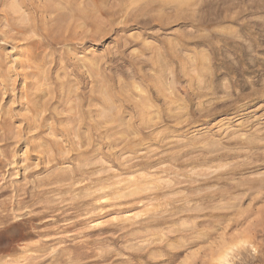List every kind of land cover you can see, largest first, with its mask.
I'll return each instance as SVG.
<instances>
[{"label": "rangeland", "instance_id": "1", "mask_svg": "<svg viewBox=\"0 0 264 264\" xmlns=\"http://www.w3.org/2000/svg\"><path fill=\"white\" fill-rule=\"evenodd\" d=\"M16 4L29 16L25 25L44 15L45 23L20 44L32 53L15 55L17 45L1 39L9 28L0 0L9 90L7 97L0 79V112L16 133L13 114L24 111L14 99L29 87L50 108L38 145L59 155L49 166L35 155L21 164L31 144L13 143L8 162L13 154L18 161L9 170L0 155V264H264V0Z\"/></svg>", "mask_w": 264, "mask_h": 264}, {"label": "bare ground", "instance_id": "2", "mask_svg": "<svg viewBox=\"0 0 264 264\" xmlns=\"http://www.w3.org/2000/svg\"><path fill=\"white\" fill-rule=\"evenodd\" d=\"M9 1L10 0H3V7L1 6V8H3V11H4V14H3V17H4V21L6 20V22H8L7 23V26H8V28H9V30L8 31H1V39H2V42H4V43H6V44H13V45H17V46H15L16 48H15V55H23V54H25V53H27V52H30V50H28V51H23L22 49H19V47H20V44L22 43V42H27V43H30V39H29V37H28V35L27 34H29V33H38L39 31H38V29H40V24H43V22H42V20L44 21V23H45V15L43 16V19L41 20V21H39V22H41L40 24H39V22L37 23L36 21L34 22V24H31V25H25V23H26V21L24 20L25 19V17H27V14H25V12H20V10H19V8H16L17 6L16 5H18V4H16V0H13V2H12V4H11V6L8 8L7 6L9 5H7V3H9ZM25 3V2H24ZM4 7L6 8V9H4ZM19 7V6H18ZM20 7H21V3H20ZM8 8V9H7ZM47 8H49V7H47ZM21 9V8H20ZM24 9V8H23ZM28 9V8H27ZM45 9H46V7H45ZM44 9V10H45ZM49 10V9H48ZM1 14V13H0ZM29 15V14H28ZM1 16V15H0ZM2 17V18H3ZM29 17V16H28ZM27 17V18H28ZM17 18H20V20H21V24H19V22H18V24L17 23H15L14 21L17 19ZM26 18V19H27ZM31 19V18H30ZM20 20H18V21H20ZM23 20V21H22ZM1 21H3L2 19H1ZM0 21V22H1ZM25 22V23H24ZM28 22H30V20L28 21ZM4 23V22H3ZM2 22H1V24H3ZM29 24V23H28ZM131 26V25H130ZM1 27V26H0ZM2 29V28H1ZM4 29V28H3ZM41 29H42V27H41ZM6 30H7V28H6ZM48 34V33H47ZM40 36V35H39ZM70 40V39H69ZM34 44L36 45V44H39V42H37L36 41V43H35V41H33V44H32V46H34ZM0 46H2V44L0 45ZM32 46H31V48H32ZM45 48V47H44ZM5 49V48H4ZM27 50V49H26ZM9 52V51H8ZM30 53H32V52H30ZM14 57V56H13ZM20 57V56H19ZM17 58V57H16ZM33 58V57H32ZM8 59H9V57H8ZM7 59V60H8ZM31 59V58H30ZM34 59V58H33ZM10 60V59H9ZM9 60H8V62H9ZM16 61V60H15ZM18 61H20V60H18ZM34 61V60H33ZM37 61V60H36ZM6 62V61H5ZM5 62H3V57H2V52H1V47H0V79H1V82H2V87H3V92H4V95L6 94L7 95V97H8V94H9V90H8V88H7V85H6V83H5V73H4V70H3V67H4V65H3V63H5ZM21 62V61H20ZM18 63V62H17ZM17 63H15V64H17ZM23 63V62H22ZM29 63V62H28ZM27 63V64H28ZM19 64V63H18ZM37 64V63H36ZM32 65V64H31ZM7 66V65H6ZM12 66V65H11ZM19 66H20V64H19ZM22 66V65H21ZM15 67V66H14ZM18 67V66H17ZM16 67V68H17ZM31 67H33V66H31ZM19 68V67H18ZM28 68V67H27ZM40 68V67H39ZM20 69V68H19ZM17 71H18V69H16ZM32 70V69H31ZM7 71V70H6ZM26 71L27 70H25V68H24V70H23V72L22 73H20V74H22L23 75V82L24 83H27V80L29 79V75H27V73H26ZM35 71V70H34ZM37 71V70H36ZM214 71V70H213ZM10 72V71H9ZM13 72V71H12ZM29 72V71H28ZM74 72V71H73ZM8 73V72H7ZM94 73V72H93ZM13 74V73H12ZM15 74V73H14ZM31 75V74H30ZM33 75H35V74H33ZM8 76H9V74H8ZM17 76V75H16ZM16 76H14V77H16ZM37 76V75H36ZM39 77V76H38ZM35 78V77H34ZM209 78V77H208ZM22 80V79H21ZM35 80V79H34ZM38 80V79H37ZM73 80V79H72ZM36 81V80H35ZM51 81V80H50ZM12 82V81H11ZM21 82V81H20ZM32 82V81H31ZM30 83V82H29ZM21 85H22V83H20ZM32 84V83H31ZM31 84L29 85L30 87H31ZM35 85H36V83H34ZM33 84V86L32 87H35V85ZM20 85V86H21ZM26 85V87H27V85H28V83L27 84H25ZM10 86H11V84H10ZM22 87V86H21ZM21 87H19V88H21ZM18 88V87H17ZM18 88V89H19ZM29 88V87H28ZM28 88H26V89H20L19 90V93H18V97H17V99L15 100L14 99V101H16L18 104H19V107L18 108H21V109H16V112H17V110L19 111V112H21V111H24V112H21V113H19V114H13L15 117H16V119H17V121L20 123L19 124V127H18V125L16 126L17 128H18V130H17V132L15 133V129H14V134H12L13 132H12V128H11V126L9 125V122H7L6 121V119H8V118H5L3 115H2V113L0 112V146L1 147H4V150H2V149H0V151L2 150V152H1V154L0 155H2L3 157H4V159H5V161H6V167L5 168H7V165H12V164H15V162H17L18 160H16V157H15V154H13L14 156H13V162L11 163V162H8V159H9V157H10V155H9V157H8V153H7V151H6V148L7 149H11V145H13V143L16 145V146H18V145H23V144H25V145H30V147H28L27 148V151L26 150H23V151H26L25 152V154H23V158H20V156L17 158V159H19V163H26L27 161H28V159L31 157V156H33V155H35V156H38L37 158L39 159V161H44V163H45V165H52L53 163H55L56 161H58L57 160V156L59 155V153L57 152V150L55 151L54 149H55V147H52L51 145V147L50 146H48V147H46L47 145H38V141L40 140V138H39V135H41V133L43 134V132H42V127H44L43 126V122H48V115H47V117H46V115H44V113L45 112H47L48 110L50 111V108H47V104L46 103H44V104H42V105H40L39 104V101L38 100H36V101H34V99L32 98V96H31V94L29 93V91L30 90H28ZM36 88H38V87H36ZM204 88V87H203ZM17 89V90H18ZM32 89V88H31ZM1 90V89H0ZM13 90V89H12ZM12 90H10V91H12ZM16 90V89H15ZM14 90V91H15ZM67 90V89H66ZM32 91V90H31ZM72 91V90H71ZM16 92V91H15ZM33 92H35V90L33 91ZM1 93V92H0ZM49 93V92H48ZM47 93V94H48ZM38 94H40V93H38ZM50 94V93H49ZM15 96H16V94H15ZM51 96V95H50ZM11 97V96H10ZM14 97V96H13ZM33 97H35V96H33ZM40 97V96H39ZM16 98V97H15ZM38 98V97H37ZM13 99V98H12ZM212 99V98H211ZM40 100V99H39ZM69 100V99H68ZM5 101H7V100H5ZM199 101V100H198ZM8 102H9V100H8ZM7 102V103H8ZM16 103V104H17ZM75 103V102H74ZM2 104V103H1ZM75 104H78V103H75ZM7 105V104H6ZM11 106V105H10ZM16 106V105H15ZM74 106V105H73ZM76 106V105H75ZM204 106V105H203ZM0 107H1V105H0ZM4 107V106H3ZM2 107V108H3ZM5 108V107H4ZM13 108V107H12ZM75 108V107H74ZM77 108V107H76ZM14 109V110H15ZM59 109V108H58ZM51 110H52V108H51ZM55 110V109H54ZM0 111H2V109H0ZM3 113H4V110L2 111ZM8 112V111H7ZM55 112V111H54ZM62 112V111H61ZM146 113H147V111H146ZM9 114V113H8ZM71 114V113H70ZM69 114V115H70ZM13 115H11L10 117H12ZM86 115V114H85ZM153 115V114H152ZM155 115V114H154ZM3 116V117H2ZM53 116L55 117V115L53 114ZM76 116V115H75ZM87 116V115H86ZM91 117V116H90ZM100 117V116H99ZM67 118H69V117H67ZM75 118V117H74ZM124 118V117H123ZM154 118V117H153ZM11 119V118H10ZM69 119H71V118H69ZM9 120V119H8ZM56 120V119H55ZM61 120V119H60ZM73 120V119H72ZM94 120V119H93ZM105 120V119H104ZM151 120V119H150ZM50 121H51V119H50ZM78 121V120H77ZM85 121V120H84ZM83 121V122H84ZM106 121V120H105ZM117 121V120H116ZM155 121V120H154ZM11 122H13V121H11ZM83 122H81V123H83ZM141 122V121H140ZM152 122H153V120H152ZM151 122V123H152ZM60 123H61V121H60ZM72 123V122H71ZM86 122H84V124H85ZM96 122H94L93 124H95ZM101 123V122H100ZM69 124H70V121H69ZM83 124V125H84ZM113 124H116V122L115 123H113ZM126 124V123H125ZM15 125V124H14ZM74 125V124H73ZM91 125V124H90ZM122 125V124H121ZM143 125V124H142ZM53 127H54V125H52ZM81 126V125H80ZM104 126V125H103ZM123 127H124V124L122 125ZM13 127V126H12ZM104 127H106V126H104ZM103 127V128H104ZM12 130H11V129ZM16 128V129H17ZM55 128V130H56V127H54ZM64 128V127H63ZM93 128H95V127H93ZM107 128V127H106ZM105 128V129H106ZM121 128V127H120ZM145 128V127H144ZM53 129V128H52ZM58 129V128H57ZM90 129V128H89ZM99 129V128H98ZM124 129V128H123ZM131 129V128H130ZM54 130V131H55ZM88 130V129H87ZM132 130V129H131ZM139 130V129H138ZM58 131H60L59 129L57 130V132ZM97 131V130H96ZM100 131V130H99ZM103 131V130H102ZM106 131V130H105ZM117 131V130H116ZM127 131V130H126ZM56 132V131H55ZM54 132V133H55ZM125 132V131H124ZM135 132H136V128H135ZM103 133V132H102ZM51 135H52V133H50ZM56 134H58V133H56ZM56 134H55V136H56ZM60 134V133H59ZM65 134V133H64ZM93 134V133H92ZM98 134V133H97ZM107 134V133H106ZM110 134V133H109ZM113 134V133H112ZM139 134V133H138ZM141 134V133H140ZM48 135H49V133H48ZM84 135V134H83ZM94 135V134H93ZM72 136V135H71ZM86 136V135H85ZM112 136V135H111ZM114 136H115V134H114ZM124 136V135H123ZM128 136V135H127ZM129 136H131V135H129ZM60 137V136H59ZM75 137V136H74ZM107 137V136H106ZM62 138H64L63 136H62ZM104 138V137H103ZM119 138V137H118ZM121 138H123V137H121ZM126 138V137H125ZM97 139V138H96ZM112 139H117V138H112ZM131 139V138H130ZM46 140V139H45ZM49 140V139H48ZM62 140V139H61ZM65 140V139H64ZM63 140V141H64ZM87 140V139H86ZM103 140V139H102ZM127 140H129V139H126V141ZM144 140V139H143ZM66 141H68L67 139H66ZM123 141V140H122ZM121 141V142H122ZM125 141V142H126ZM132 141V140H131ZM70 142V141H69ZM75 142H77L76 140H75ZM81 142V141H80ZM121 142H120V144H121ZM124 142V143H125ZM46 143V142H45ZM49 143V142H48ZM53 143V142H52ZM67 143V142H66ZM78 143H79V141H78ZM112 143V142H111ZM117 143V142H116ZM115 143V144H116ZM124 143H122L121 145H122V147H123V144ZM127 143H128V141H127ZM126 143V144H127ZM42 144H44V143H42ZM57 144V143H56ZM56 144H53V145H56ZM59 144V143H58ZM100 144V143H99ZM107 144H108V142H107ZM112 144H114V143H112ZM118 144V143H117ZM24 145V146H25ZM49 145V144H48ZM61 145V144H60ZM66 145V144H65ZM65 145H62V146H65ZM76 145V144H75ZM78 145V144H77ZM90 145H91V143H90ZM106 145V144H105ZM57 146V145H56ZM97 146V145H96ZM118 146V145H117ZM125 146V145H124ZM128 146V145H127ZM58 147V146H57ZM76 147V146H75ZM79 147V146H78ZM78 147H77V149H78ZM109 147L111 148V146L109 145ZM119 147V146H118ZM121 146L119 147V148H122ZM126 147V146H125ZM25 148H26V146H25ZM65 148V147H64ZM73 148V147H72ZM119 148H118V150H119ZM131 148V147H130ZM76 149V148H75ZM76 149V150H77ZM85 150H86V147L84 148ZM103 149V148H102ZM66 150V149H65ZM99 150V149H98ZM101 150V149H100ZM117 150V149H116ZM87 151V150H86ZM148 151V150H147ZM81 152V151H80ZM112 152V151H111ZM138 152V151H137ZM144 152V151H143ZM10 153V152H9ZM15 153V152H14ZM23 153V152H22ZM75 153H78V152H75ZM62 154V153H61ZM65 154V153H64ZM64 154H62V155H64ZM70 154H71V152H70ZM116 154V153H115ZM18 155H20V154H18ZM17 155V156H18ZM75 155V154H74ZM98 155V154H97ZM22 156V155H21ZM70 156V155H69ZM86 156V155H85ZM96 156V155H95ZM146 156V155H145ZM144 156V157H145ZM1 157V156H0ZM3 157H1L2 159H3ZM68 157V156H67ZM72 157V156H71ZM127 157V156H126ZM0 158V159H1ZM11 158V157H10ZM61 158H63V156L61 157ZM72 158H74V157H72ZM71 158V159H72ZM146 158V157H145ZM148 158V157H147ZM1 159V160H2ZM38 159H35V160H38ZM80 159V158H79ZM103 159V158H102ZM113 159V158H112ZM117 159H119V158H117ZM116 159V160H117ZM127 159H128V157H127ZM137 159V158H136ZM144 159V158H143ZM73 160H75V159H73ZM77 160V159H76ZM85 160V159H84ZM87 160V159H86ZM85 160V161H86ZM115 160V161H116ZM130 159H128L127 161H129ZM150 160V159H149ZM10 161V160H9ZM60 161V160H59ZM68 161H69V159H68ZM92 162L91 163H93V160H91ZM97 161V160H96ZM126 161V162H127ZM148 161V160H147ZM4 162V161H3ZM32 162V161H31ZM36 162V161H35ZM66 162V161H65ZM75 162V161H74ZM87 162V161H86ZM85 162V163H86ZM118 162H119V160H118ZM34 163V162H33ZM37 163V165H38V162H36ZM42 163V162H41ZM64 163V162H63ZM98 163V162H97ZM116 163V162H115ZM122 163V162H121ZM124 163V162H123ZM16 164H18V163H16ZM28 164V163H27ZM40 164V163H39ZM56 164H57V162H56ZM60 164H61V162H60ZM81 164H82V162H81ZM87 164V163H86ZM96 164V163H95ZM124 164H126V163H124ZM123 164V165H124ZM140 165H141V167H142V164H141V162L139 163ZM153 164V163H152ZM44 165V164H43ZM63 165V164H62ZM80 165V164H79ZM98 165V164H97ZM104 165V164H103ZM112 165H113V163H112ZM116 166H117V163L115 164ZM144 165V164H143ZM3 166H5V165H3ZM2 166V167H3ZM14 166V165H13ZM12 166V167H13ZM57 166V165H56ZM81 166V165H80ZM85 166V165H84ZM93 166V165H92ZM95 166V165H94ZM145 166H146V164H145ZM151 166V165H150ZM9 167V166H8ZM20 167V166H19ZM23 167V166H22ZM54 167V166H53ZM98 167V166H97ZM96 167V168H97ZM101 167V166H100ZM120 167H122V166H120ZM139 167V166H138ZM15 168V167H14ZM13 168V169H14ZM25 168V167H24ZM40 168V167H39ZM59 168V167H58ZM70 168H72V167H70ZM70 168H68V170L70 169ZM79 168V167H78ZM78 168H77V170H78ZM86 168V167H85ZM124 168H126V167H123V169ZM146 168V167H145ZM12 169V170H13ZM28 169V168H27ZM30 169V168H29ZM38 169V168H37ZM73 169V168H72ZM89 169V168H88ZM98 169V168H97ZM102 169V168H101ZM101 169H99V170H101ZM7 170H9L8 168H7ZM39 170V169H38ZM45 170V169H44ZM47 170H48V168H47ZM59 170H60V168H59ZM62 170H63V168H62ZM80 170V169H79ZM86 170V169H85ZM98 170V171H99ZM130 170V169H129ZM14 171V170H13ZM19 171V170H18ZM46 171V170H45ZM50 171V170H49ZM52 171V170H51ZM94 171H96V170H94ZM126 171V170H125ZM131 171H133V169H131ZM130 171V172H131ZM1 172V171H0ZM6 172V171H5ZM9 172V171H8ZM59 172V171H58ZM61 173H59V174H62V171H60ZM63 172H67V171H63ZM71 172H73V170H71ZM71 172H69V174H72ZM134 172V171H133ZM22 173V172H21ZM48 173H50V172H48ZM57 172H55V174H56ZM75 173H76V171H75ZM77 173H79V172H77ZM84 173V172H83ZM82 173V174H83ZM52 174V173H51ZM106 174V173H105ZM5 175H6V173H5ZM15 175V174H14ZM34 175V174H33ZM64 175H65V173H64ZM93 175V174H92ZM102 175V174H101ZM8 176V175H7ZM21 176V175H20ZM28 176V175H27ZM67 176V175H66ZM86 176V175H85ZM105 176V175H104ZM53 177H55V176H53ZM78 177V176H77ZM91 177H93V176H91ZM91 177H90V179H91ZM106 177H109V176H107L106 175ZM112 176H110V179H114V177L113 178H111ZM4 178V177H3ZM6 178V177H5ZM45 178H47L46 176H45ZM64 178V177H63ZM28 179H30V178H28ZM37 179H38V177H37ZM42 179V178H41ZM49 179H50V177H49ZM54 179V178H53ZM74 179H76V178H74ZM82 179V178H81ZM90 179H88V180H90ZM108 179V178H107ZM110 179H108V180H110ZM31 180H32V178H31ZM40 180V179H39ZM47 180V179H46ZM45 180V181H46ZM51 180V179H50ZM42 181V180H41ZM41 181L40 182H38L39 184H38V186L40 185H42V183H41ZM62 181V180H61ZM76 181H78V180H76ZM94 181V180H93ZM92 181V182H93ZM99 181V180H98ZM112 181V180H111ZM126 181V180H125ZM132 181V180H131ZM30 182V181H29ZM35 182V180L34 181H32V183H34ZM49 182V181H48ZM70 182V181H69ZM83 182V181H82ZM120 182V181H119ZM145 182V181H144ZM31 183V182H30ZM54 183V182H53ZM56 183V182H55ZM64 183V182H63ZM71 183V182H70ZM80 183V182H79ZM84 183H86L85 182V180H84ZM95 182H93V184H94ZM103 183V182H102ZM111 183V182H110ZM122 183V182H121ZM135 183V182H134ZM133 183V184H134ZM46 184V183H45ZM65 184V183H64ZM72 184V183H71ZM81 185L83 184V183H80ZM92 184V185H93ZM98 184V183H97ZM101 184V183H100ZM132 184V183H131ZM136 184H138L137 182H136ZM11 185H12V182H11ZM57 186L58 185H61V184H56ZM75 185H78V184H76L75 183ZM91 185V186H92ZM119 185V184H118ZM117 185V186H118ZM25 186V185H24ZM39 186V187H40ZM88 186V185H87ZM123 186V185H122ZM121 186V187H122ZM143 186V185H142ZM23 187V186H22ZM22 187H20V186H16V185H14V189L16 190V197L18 198H20L22 195H23V193H22V191H26V190H22L21 188ZM53 187V186H52ZM71 187V186H70ZM135 187V186H134ZM116 188V187H115ZM147 188V187H146ZM146 188H144V189H146ZM4 189H6V187H2L0 190H2V192H3V190ZM32 189H34V188H32ZM58 189V188H57ZM116 189H118V188H116ZM115 189V190H116ZM38 190V189H37ZM42 190V189H41ZM49 190V189H48ZM55 189H53V191H54ZM77 190V189H76ZM85 190H87V188H85ZM106 190V189H105ZM105 190H104V194H105ZM7 191V190H6ZM64 191H66V190H64ZM71 191V190H70ZM75 191V190H74ZM77 191H79V190H77ZM82 191H84V190H82ZM96 191H98V190H96ZM100 191H101V189H100ZM120 191V190H119ZM2 192H0L1 194H2ZM102 192H103V190H102ZM107 192H108V190H107ZM6 194H7V192H5ZM14 193V192H13ZM28 193V192H27ZM45 193V192H44ZM57 193V192H56ZM64 193V192H63ZM68 193V192H67ZM73 193H75V192H73ZM85 193H86V191H85ZM91 192H89V194H90ZM98 193V192H97ZM110 193V192H109ZM119 193H121V192H119ZM3 194H4V192H3ZM3 194H2V196H3ZM68 194H70V192L68 193ZM68 194H67V196H68ZM87 194V193H86ZM92 194V193H91ZM94 194V193H93ZM99 194H100V192H99ZM118 194V193H117ZM79 195V194H78ZM88 195V194H87ZM103 195V194H102ZM109 195V194H108ZM62 196V195H61ZM60 196V197H61ZM93 196V195H92ZM92 196L90 197V198H92ZM105 196V195H104ZM117 196V195H116ZM119 196V195H118ZM126 196V195H125ZM130 196V195H129ZM1 197V196H0ZM15 197V198H16ZM23 197V196H22ZM45 197V196H44ZM55 197H57V196H55ZM75 197H77L76 195H75ZM84 197H85V195H84ZM89 197L87 198V199H89ZM102 196H98V198H101ZM120 197V196H119ZM128 197V196H127ZM126 197V198H127ZM13 198V197H12ZM107 198V197H106ZM106 198H103V200L105 199V201H107L106 203L108 204V201L109 200H107ZM14 199V198H13ZM82 199H84V198H82ZM82 199H79L78 201H80V200H82ZM7 200V199H6ZM10 200V199H9ZM12 200V199H11ZM33 200V199H32ZM102 200V199H101ZM122 200V199H121ZM127 200V199H126ZM52 201H54V200H52ZM73 201V200H72ZM112 202H115V201H113V200H111ZM111 201H109V202H111ZM123 201V200H122ZM125 201V200H124ZM3 202H5V201H3ZM3 202H0V214L3 212V214L5 215V210H6V204L5 203H3ZM19 201H17V203H18ZM33 202H35V201H33ZM97 202V201H96ZM99 202V201H98ZM101 202V201H100ZM116 202H117V200H116ZM9 203V202H8ZM21 203H22V201H21ZM20 203V204H21ZM38 203V202H37ZM42 203H43V201H42ZM60 203V202H59ZM75 203V202H74ZM102 203H104V202H102ZM13 204V203H12ZM41 204V203H40ZM51 204V203H50ZM64 204V203H63ZM97 204H100V203H97ZM96 204V205H97ZM105 204V203H104ZM110 204V203H109ZM9 205V204H8ZM14 205H15V203H14ZM18 205V204H17ZM38 205V204H37ZM70 205H71V203H70ZM77 205V204H76ZM83 205V204H82ZM81 205V206H82ZM87 205H91V204H87ZM16 206V205H15ZM67 206V205H66ZM81 206H79L80 208H81V210L80 211H82L83 209H82V207ZM88 206V207H89ZM14 207V206H13ZM13 207H12V209H13ZM92 207V206H91ZM108 206H106V208H107ZM122 208H123V206H121ZM11 208V207H10ZM63 208V207H62ZM85 208H87V207H85ZM8 209V208H7ZM16 209V208H15ZM18 209H19V207H18ZM75 209V208H74ZM102 209V208H101ZM116 209V208H115ZM118 209V208H117ZM124 209V208H123ZM67 210V209H66ZM70 210V209H69ZM73 210V209H72ZM89 210V209H88ZM87 210V211H88ZM99 210H100V208H99ZM98 210V211H99ZM109 210V209H108ZM112 210V209H111ZM111 210H110V212H111ZM9 211V210H8ZM35 211V210H34ZM50 211V210H49ZM61 211V210H60ZM71 211V210H70ZM79 211V210H78ZM84 212H85V210H83ZM93 211V210H92ZM103 211V210H102ZM101 211V212H102ZM107 211V210H106ZM105 211V212H106ZM162 211V210H161ZM7 212V211H6ZM68 212V211H67ZM94 212V211H93ZM121 212V211H120ZM123 212V211H122ZM40 213H42V212H40ZM63 213V212H62ZM78 213V212H77ZM76 213V214H77ZM92 213V212H91ZM104 213V212H103ZM38 214V213H37ZM75 214V215H76ZM84 214V213H83ZM86 214V213H85ZM112 214V213H111ZM162 214V213H161ZM57 215V214H56ZM62 215V214H61ZM100 215H102V213L100 214ZM23 216V215H22ZM63 216H65V215H63ZM73 216V215H72ZM78 216H79V213H78ZM82 216V215H81ZM80 216V217H81ZM89 216V215H88ZM75 217H77V216H75ZM83 217V216H82ZM86 217V216H85ZM18 218V217H17ZM57 218V217H56ZM69 218V217H68ZM0 219H1V215H0ZM21 219V217H19V220ZM67 218L65 217V219L64 220H66ZM70 219V218H69ZM68 219V220H69ZM80 218H78V220H79ZM90 219V218H89ZM92 219V218H91ZM8 220V219H7ZM75 220V219H74ZM83 220V219H82ZM5 221V220H4ZM80 221V220H79ZM69 222V221H68ZM1 223V222H0ZM2 223H3V221H2ZM1 223V224H2ZM62 223V222H61ZM7 224V223H6ZM47 224V223H46ZM75 224V223H74ZM83 224V223H82ZM3 225V224H2ZM59 225V224H58ZM68 225V224H67ZM76 225H78V224H76ZM124 226V225H123ZM6 227V226H5ZM46 227V226H45ZM60 227V226H59ZM64 227V226H63ZM112 227V226H111ZM50 228V227H49ZM56 228H58V227H56ZM73 228V227H72ZM13 229H15V227L13 228ZM12 231V230H11ZM50 231V230H49ZM57 231H58V229H57ZM64 231V230H63ZM59 232V231H58ZM65 232V231H64ZM54 233V232H53ZM45 234L46 235H49V234H47L46 232H45ZM53 235V234H52ZM47 238V237H46ZM56 239V238H55ZM84 241V240H83ZM153 242V241H152ZM155 243V242H154ZM82 244V243H81ZM24 245V244H23ZM7 246V245H6ZM55 246V245H54ZM17 247V246H16ZM9 248V250L11 251L12 250V247H11V249H10V247H8ZM4 249V248H3ZM7 248H5V250H6ZM24 251H27V250H30L31 248L30 247H27V246H24L23 248H22ZM3 251V250H2ZM13 251V250H12ZM31 251V250H30ZM264 251V250H263ZM4 252V251H3ZM28 252V251H27ZM39 253V252H38ZM212 253V252H211ZM210 253V254H211ZM260 254V253H259ZM212 255V254H211ZM213 255H215L214 253H213ZM39 257V256H38ZM37 257V258H38ZM129 257V256H128ZM206 257V256H205ZM224 257H225V255H224ZM224 257L223 256H221L219 259L222 261V258L224 259ZM25 258H31V255H29L28 257H27V254H26V256H25ZM209 258V257H208ZM212 258H214V257H211V259ZM218 258V257H217ZM216 258V259H217ZM35 259V258H34ZM215 258L213 259L214 261L216 260ZM218 259V260H219ZM26 260V259H25ZM29 260V259H28ZM210 260V259H209ZM219 260V261H220ZM17 260H13L11 263H15ZM30 261V260H29ZM31 261H33V260H31ZM204 262H205V260H203ZM210 262H211V260H210ZM9 262H3L2 264H8ZM125 263V262H124ZM209 263V262H208ZM211 263H213V261L211 262ZM262 263V262H261ZM127 264V263H126ZM226 264V263H225Z\"/></svg>", "mask_w": 264, "mask_h": 264}]
</instances>
